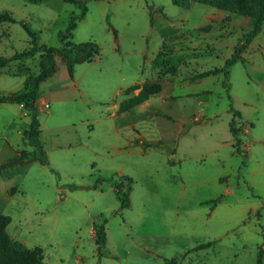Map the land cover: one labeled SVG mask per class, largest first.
Returning <instances> with one entry per match:
<instances>
[{"label":"rangeland","instance_id":"374dc122","mask_svg":"<svg viewBox=\"0 0 264 264\" xmlns=\"http://www.w3.org/2000/svg\"><path fill=\"white\" fill-rule=\"evenodd\" d=\"M77 1L86 13L69 40H94L99 54L74 65V99L55 96L38 107L47 164L32 161L0 178L9 236L41 248L43 264H163L164 257L255 264L258 247L264 250V25L226 77L197 78L223 66L250 17L198 2L183 8L172 0ZM4 11L15 21L0 23V57H10L32 45L22 23L37 45L58 47L80 8L62 0H0ZM205 24L208 31L197 30ZM41 58L38 51L0 67V94L23 88ZM154 81L159 93L116 113L138 91L126 95L125 88ZM12 112L0 109V145L28 150L22 130L30 117L8 121ZM115 182L128 193L127 207L120 208ZM103 220L99 254L92 230Z\"/></svg>","mask_w":264,"mask_h":264},{"label":"trees","instance_id":"16d2710c","mask_svg":"<svg viewBox=\"0 0 264 264\" xmlns=\"http://www.w3.org/2000/svg\"><path fill=\"white\" fill-rule=\"evenodd\" d=\"M38 2L42 0H29ZM63 2L77 3L80 11L78 14H72L67 22L63 31L59 33L58 47L47 46L45 44L37 45L35 32L29 28L28 25L22 23L24 29L30 37L31 46L20 52H15L10 57H0V67L5 66L12 60H19L22 57L32 56L35 52H41L40 68L37 73L30 75L20 90L9 93L0 94V102H19L22 104L26 114L30 117L28 125L22 130V140L25 145L31 147V151L21 150L13 157L0 164V171L3 168L12 167L18 164H27L32 160L38 161L42 165L47 164V154L43 144L39 138L40 124L38 120V105L37 99L40 96V84L47 77L51 76L56 71L55 57H59L69 74L73 75L74 65L80 62H90L99 54V46L94 40H85L83 42H73L69 38L72 35L74 28L77 25V20L84 17L86 7L77 0H62ZM191 2H198L201 4L209 5L214 8L237 13L240 15L250 17V28L246 31L241 38V42L234 46L233 54L224 61L222 67L213 68L206 71L199 72L195 75L197 78L205 77L210 74L222 72L226 77L228 68L236 62L239 53L242 52L253 40V38L262 30L264 25V0H172L174 5L188 8ZM15 19L11 13L4 11L0 12V23L14 22ZM209 24H205L197 28L198 31H208ZM115 34V33H114ZM159 53L157 54L154 63L157 64ZM174 71V68L171 69ZM166 73V72H163ZM162 73V74H163ZM160 78V76H158ZM138 89L136 93L133 90ZM161 85L158 81L144 82L140 84H133L125 88L124 93L127 96L121 100L116 109V113H123L141 103L146 101L151 95L159 93ZM237 114V113H235ZM229 131L232 134L235 145H238L235 129L232 125V120L229 122ZM124 179L131 181L129 177L124 176ZM115 192L118 200L120 201V208L129 205L128 193L122 191L120 182H115ZM258 214V213H257ZM10 222L8 215L0 213V264H43V256L41 248L34 247L28 248L23 243L13 240L6 231V226ZM93 234L95 237V244L99 254L106 242L105 220L101 223L93 225ZM213 242H205L198 244L194 249L199 250L209 247ZM189 250L188 252H190ZM263 248L258 247L256 253L255 264H262ZM163 264H178L175 257H164Z\"/></svg>","mask_w":264,"mask_h":264},{"label":"crops","instance_id":"0c3cea01","mask_svg":"<svg viewBox=\"0 0 264 264\" xmlns=\"http://www.w3.org/2000/svg\"><path fill=\"white\" fill-rule=\"evenodd\" d=\"M59 67H61V74L59 78L55 79L54 75L56 74L57 70L60 71ZM43 85L45 86L46 91L42 90ZM40 88H41V93L36 101L39 108H42V104L44 103H45V108L48 107V104L46 101L48 99L54 98L55 96L62 97L63 95L70 94L69 99L75 98L76 87L74 86V80L72 79V77L69 76L67 69L62 60L59 63L56 62V71L51 76L47 77L43 82H41ZM12 105H14L15 107H11ZM0 109L5 110L6 112L14 111L12 112L13 115L11 116V119H9L8 121H12L15 115H20V114H22L23 116L26 115V112L23 109L22 104L19 102H0ZM116 109H117V105H116ZM21 150H27V149H21ZM21 150H13L11 145L7 141H5L3 144L0 145V164L10 159L15 154H17V152ZM27 151H31V147ZM32 161H35V160H32ZM32 161H30L27 164H18L12 167L23 168L24 170ZM12 167L3 168L0 171V178L1 179L10 178L9 175L5 176V174H9L10 172L9 170H11L10 168ZM0 183L4 184L2 180L0 181ZM12 239L14 240V238ZM263 254H264V250H263ZM262 264H264V255H263Z\"/></svg>","mask_w":264,"mask_h":264}]
</instances>
